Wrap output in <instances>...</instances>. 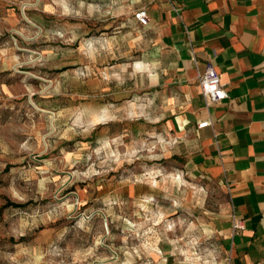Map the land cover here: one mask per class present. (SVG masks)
<instances>
[{"label": "rangeland", "instance_id": "rangeland-1", "mask_svg": "<svg viewBox=\"0 0 264 264\" xmlns=\"http://www.w3.org/2000/svg\"><path fill=\"white\" fill-rule=\"evenodd\" d=\"M82 1L0 0V264L219 263L226 191L108 37L146 0Z\"/></svg>", "mask_w": 264, "mask_h": 264}, {"label": "crops", "instance_id": "crops-1", "mask_svg": "<svg viewBox=\"0 0 264 264\" xmlns=\"http://www.w3.org/2000/svg\"><path fill=\"white\" fill-rule=\"evenodd\" d=\"M25 1L33 22L34 10L46 21L65 3ZM141 7L146 24L133 18ZM135 10L119 25L111 15L108 37L115 41L120 33L129 40L137 54L129 66L148 89L156 121L185 135L192 168L226 191L228 213L216 228L220 263L264 264V0H146ZM207 65L227 93L209 106L197 81ZM203 120L210 124L197 127ZM234 219L241 229L233 230Z\"/></svg>", "mask_w": 264, "mask_h": 264}, {"label": "built area", "instance_id": "built-area-1", "mask_svg": "<svg viewBox=\"0 0 264 264\" xmlns=\"http://www.w3.org/2000/svg\"><path fill=\"white\" fill-rule=\"evenodd\" d=\"M133 18L141 24H146L148 21L146 9L141 7L135 10ZM200 93L206 106L221 102L226 98L227 93L224 86L219 80V77L211 65H207L205 70L197 78ZM210 124L209 120H203L197 123V127H204ZM243 227L242 222L238 219L232 221L233 230H238ZM217 264H221L220 262Z\"/></svg>", "mask_w": 264, "mask_h": 264}]
</instances>
